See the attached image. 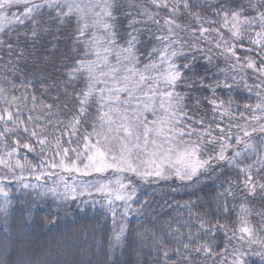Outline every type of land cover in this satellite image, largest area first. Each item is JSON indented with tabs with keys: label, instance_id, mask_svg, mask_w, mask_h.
Returning a JSON list of instances; mask_svg holds the SVG:
<instances>
[{
	"label": "trees",
	"instance_id": "1",
	"mask_svg": "<svg viewBox=\"0 0 264 264\" xmlns=\"http://www.w3.org/2000/svg\"><path fill=\"white\" fill-rule=\"evenodd\" d=\"M42 2L33 0L36 4ZM186 2L188 8L184 7L185 0H166L167 6L164 0L156 3L114 0L115 19L108 18L107 23L112 25L115 33L112 38L118 46L129 47V33L136 36L132 55L142 66L150 62L159 64V52L149 56L153 48L162 50L168 44L169 51L179 53L172 59L182 73L174 89L183 98L178 111L186 113L177 117L179 127L187 132L190 125L198 133H204L203 159L219 150L218 144L207 143L205 130L217 137L220 129L228 132L231 128V133L243 137L241 129L251 131L264 125V120L252 119L264 117V112L245 108L259 102L257 92L264 95V84L260 83L264 75L255 70L264 64L260 55L264 47L252 43L256 37L248 32L239 39L234 37L223 26L221 11L222 8L242 9V17L258 20V14L264 12V0ZM251 4L256 7H250ZM24 7L21 4L0 9V20L24 17ZM33 20L37 23L33 24ZM165 20L175 22L171 25V35ZM83 24L76 14L62 17L56 8L45 5L32 18H25L23 24L15 22L0 31V89H3L0 115H6L7 109L36 131L45 119L57 132L46 130L43 135H50L54 142L68 139L66 132L73 130L70 122L74 116L80 119L78 128L94 122L97 114L94 96L88 97L83 105L84 114L80 115L79 111L85 99L83 93L88 90V77L85 70L74 72L77 61L90 59L91 29L80 36ZM201 27L211 31L201 34ZM220 34L228 44L218 48ZM220 43L223 45V41ZM231 45H235V56L224 51ZM236 57L240 58L239 62ZM249 61L256 62L259 68L247 67ZM184 64L189 67L184 68ZM13 97L18 99L13 101ZM29 116L33 120L28 121ZM201 120L203 123H198ZM5 123L10 122L0 121V131L4 130ZM19 131L23 133L22 129ZM87 133L83 127V136ZM13 137L19 140L20 135L10 133L9 138L6 134L8 139ZM72 137L80 139L82 135L75 132ZM198 138L196 134L185 137L191 141ZM247 139L250 143L260 141L259 148L264 150V134L253 133ZM27 140L33 148L40 146L36 139ZM231 144L229 156L236 147L243 149L236 145L234 137ZM251 155V151L247 152L236 164L241 167L252 164L253 184H264V169L257 172L260 166L254 164L261 157ZM236 164L214 161L191 181L175 176L144 181L130 174L128 178L135 185L136 193L129 203L128 215L121 218L117 213L115 224L108 202H102L101 196L62 205L40 203L33 210L26 201L12 198L6 221L0 225V264H233L237 259L233 252L247 253L242 257L246 264H264V243L251 242L264 241V189L256 187L250 193L242 182L245 176ZM242 221L252 229V238L245 235L244 240L239 239L243 235L239 229L245 225ZM121 225L125 226V232L117 242L115 235ZM225 231L228 236L235 232L236 238L227 240ZM204 245L214 254H206ZM225 245L227 250L222 251ZM198 247L201 251L196 250Z\"/></svg>",
	"mask_w": 264,
	"mask_h": 264
},
{
	"label": "snow or ice",
	"instance_id": "2",
	"mask_svg": "<svg viewBox=\"0 0 264 264\" xmlns=\"http://www.w3.org/2000/svg\"><path fill=\"white\" fill-rule=\"evenodd\" d=\"M153 3H156L157 0H152ZM25 5L23 16L25 18H32L33 13H37L39 9L43 8L45 5L49 8H57L59 14L62 17H68L73 13L76 14L77 19L80 21H85L83 27L79 29V35L84 36L85 31L90 27L94 28L96 26L103 27L105 30L109 32L111 36H114L115 33L112 31V25L104 22V18L107 17L109 19L114 20L115 17L112 15V9L115 7L114 0H103L102 5H94L89 2L87 5L82 6L79 3H76L75 0H43L42 3L36 4L33 3V0H0V9H4L6 7H10L13 5ZM100 6L103 12V16L99 12H94V8ZM164 6H167L166 0H164ZM67 8V12H64L62 9ZM184 7L188 8L186 0L184 3ZM250 7L255 8V4H251ZM176 9L173 8V11ZM223 13L224 27L229 26V17L231 18L233 23L232 28L235 31L232 32V35L237 39L240 38L241 32L236 25L240 24H252L256 21V17L248 18L244 17L243 20L240 19L242 15V9L239 10H224L221 9ZM89 14H91L94 19L91 24L87 22ZM220 15V12H217ZM2 15V14H0ZM195 15V14H194ZM151 19V17H149ZM196 19H200L199 16L195 17ZM6 19V17H5ZM17 21L20 24L24 23L23 19L20 17H16ZM258 20L261 27V31L256 33V39L252 41V43L256 45H260L264 47V12L258 14ZM37 23L33 20V24ZM135 23V21H130V24ZM156 23H159L156 21ZM165 23L170 25L169 34H172L171 25L175 22L172 20H165ZM2 30V28H0ZM134 31H136L134 29ZM201 34L207 33L211 31L210 29H204L201 27L199 29ZM219 31V30H217ZM35 35V32L33 33ZM131 39L127 41L129 47L122 49V51L127 52L129 56L125 57V59L131 62V54L132 49L135 46L136 36L129 33ZM160 39V38H157ZM163 40H167L168 37H163ZM223 41V45L220 43ZM109 44H114V40L109 39ZM228 42L223 40V35L220 34V40L217 41L216 46L222 47L227 45ZM91 45L95 48L96 51V61H77V68L74 69V72H80L81 70H86L88 73V90L83 93L84 100L81 101L80 115L84 114L83 105L86 103L87 98L92 96L94 91H98L101 95V100L107 99L112 101L115 99L117 102L120 101L119 93L127 92L129 99L124 100L122 103L125 105H130L131 100L134 95V91L141 88V85L147 84L148 91L144 92L145 96L149 97L150 103L143 104V111L151 110V101L154 97L159 96V107L164 110V117L159 120H155L150 122L153 126L149 127L148 122L141 117L139 111H136L132 114L128 112L127 108L121 109L120 107L110 108V112L115 113V119L109 116L108 113H103L101 119L105 116L108 117V123L110 127L107 131L97 132L95 126L93 127L92 133H87L83 136L84 141V150L78 151L77 149H69L63 148L62 155L61 151H58L56 154L61 155V159L59 164L53 162L51 163V167L56 168L59 167L66 172H82L83 175H89L91 172L103 173L108 171L109 169L114 170L116 173H133L137 178L147 181L149 178H158V179H169L172 176L180 180H188L191 181L194 177H196L201 170H207L208 167L215 162H226L229 165L236 164L238 158L242 156L243 152L248 151L253 146L248 141L247 138H250L253 133H261L264 134V125H260L258 128L253 127L251 131L241 129L243 131V137L239 134L231 133V128H229L228 132H225L224 129H220V135L217 137H212L211 133L205 130V133L208 136L207 143L209 144H218L219 150L213 151L212 155H207L206 158H201V154L205 147V141L203 139L204 133H198L197 129L188 127V131L185 132L184 128L177 127L180 121L177 119L179 116H186V113L180 109V100L183 98L179 93L175 92V86L182 79V73L179 70L178 66L172 62V59L178 57L179 53L172 50L169 51L170 45H164V48L156 49L153 48L152 52L149 53V56L153 53L159 52V63L161 66L167 65V69L165 72L157 71V63L150 62L144 65L143 71H140L133 68H124L123 71L128 73L124 76H120L121 69L116 66L108 65V57L107 55L101 56V49L98 47L99 41L96 38H91ZM243 47V45H241ZM235 45L226 46L224 48L225 52L231 53L232 56H235L236 53L234 51ZM252 51L253 49H248ZM103 53H111V48L105 47L102 49ZM261 58L264 59V51L260 52ZM237 62H239V57H236ZM248 59V58H246ZM101 64H104L105 67H108V71H100L99 76L101 77H111L112 87L110 88H99L96 89V84L103 83L108 84L109 81L107 79L100 80L96 75V70L100 67ZM121 61L119 59V53H117V65H120ZM188 64H184V68H188ZM247 67L255 68L254 63L249 61ZM260 74L264 75V64L261 65L259 69H255ZM148 72H155L156 75L149 76L146 75ZM71 75V74H70ZM138 77V79H136ZM264 84V81L260 82ZM131 84V87L129 85ZM162 85V87H161ZM230 87V86H228ZM258 87V85H257ZM251 90V89H250ZM112 93L113 95L104 96L105 92ZM0 92H3V89H0ZM259 102L254 106L245 105V108L254 107L256 110H261L264 112V95L260 92L256 93ZM17 97H13V101L17 100ZM35 100V97H33ZM137 104L140 103L139 100L136 101ZM210 103L215 104L216 101H210ZM221 104L223 102H220ZM6 115H0V121H12L15 127L8 128L5 124L4 130L0 131V138H5L7 133H15L16 135H20V129H22L23 133H28L30 137L37 138V141L40 145H45L47 142V138H42L43 129L41 132H37L35 129L29 128L26 125V122L21 119L19 115L14 117L12 112L7 111L5 109ZM28 121L33 120V117L29 116ZM252 119L259 120L260 117L253 116ZM119 121V123H117ZM198 123H203V121H198ZM71 127L73 129V135L75 134L76 127L80 124V119L78 116H74L73 120L70 122ZM112 124H115V127H111ZM37 127H40L37 125ZM220 126L217 125V128ZM235 127L240 128V125H235ZM103 128V124L101 125ZM165 129H168L165 131ZM110 133H114L115 135L109 136ZM123 133V135H120ZM198 135V139L196 141H191L185 139V137H191L192 135ZM90 136H96L98 139L95 143H92L90 140ZM235 138L236 145L244 144V149H235L233 150L232 156L226 155L227 151L232 148L231 140ZM102 138V139H101ZM115 141L118 144V148L114 149L111 147V143ZM70 144L71 141L69 140ZM16 144L19 147H23L28 149V151H35V149L28 143L21 144L19 140L16 141ZM57 148H60V140L56 141ZM15 151V149H13ZM69 151L75 153V160H72L71 157L68 156ZM41 152H43V147L41 148ZM91 153V154H88ZM11 156L12 153L9 152L7 154ZM86 157L87 162L83 163V158ZM66 158L70 160V163H66ZM174 158V159H173ZM77 161L83 163V170L79 167ZM0 164H4L5 167L12 168V165L7 162V160L0 158ZM254 164H259V168L257 172L261 169H264V157H261ZM165 165H169V168L166 169ZM16 166L23 169L26 166L32 167L30 163L25 159V164H21L19 160L16 161ZM42 166V165H41ZM236 167L239 169L241 173L244 174L245 178L242 181L245 185V188L249 189L250 193L255 192V188L259 187L264 189V184H253V175L252 168L253 165H245L241 167L239 164H236ZM14 179H23V177H14ZM39 179V176H37ZM127 180V183L123 181ZM113 181L109 180L107 183L99 184L96 186L95 190L97 192L103 193L107 202L108 208L113 217V223H116L117 218V207L114 206L116 201H123V211L120 212V217H126L128 215L129 209L131 205L128 201L132 200L133 195L136 193V187L132 183V180L127 177L120 176L116 181V187H112ZM249 185L252 187L249 188ZM25 188L29 187V185L25 184ZM85 188L94 187V185L89 184L87 186H83ZM65 189L76 193V188L70 187L65 184ZM130 193L129 194V190ZM49 191L55 192V189H49ZM0 192H3V189H0ZM7 196V193H3ZM85 192L81 191L78 195H84ZM91 195L90 192L87 193ZM230 194V193H229ZM75 198V197H73ZM227 211V208H225ZM243 224H246V221H242ZM201 227H204V222L201 221ZM224 226L221 225L220 229H223ZM240 233L243 235L239 236L240 240L245 239V235L248 238H251L253 235V231L248 226H242L239 229ZM125 232V226L121 225L119 232L116 233L115 239L117 242L120 241L121 237ZM225 238L227 240H231L236 238V233L234 232L232 236H228L227 232H224ZM252 243H264V241H251ZM185 248L188 247L187 244L184 245ZM197 251H201V248H197ZM227 250V245L222 251ZM203 251L206 254L213 255L212 249L207 245L203 246ZM260 253H257L259 255ZM165 256L168 255L167 252L164 253ZM233 255L237 257V259L233 262V264H246L245 260L242 258L247 253L244 252H233Z\"/></svg>",
	"mask_w": 264,
	"mask_h": 264
},
{
	"label": "rangeland",
	"instance_id": "3",
	"mask_svg": "<svg viewBox=\"0 0 264 264\" xmlns=\"http://www.w3.org/2000/svg\"><path fill=\"white\" fill-rule=\"evenodd\" d=\"M76 3L81 4L82 6L87 5L89 2H91L94 5H102L103 0H75ZM57 9V8H56ZM64 12H67V8L62 9ZM94 12H99L103 16V12L100 6H97L94 8ZM75 14V13H73ZM244 17H240L241 20H243ZM20 19H25V17H21ZM94 17L89 14L87 22L91 24ZM18 22L16 18L13 19H2L0 20V28H5L9 25H12L13 23ZM85 23V21H82ZM104 22H108V18H104ZM234 21L231 20L229 17V26L225 27L227 30L233 32L235 29L232 28ZM236 28H238L241 32V34H244L248 32L250 35H254L256 37V33L261 31V27L259 24V20H256L252 24H240L238 23L236 25ZM90 37L88 41V47L90 49L89 52V61H96V51L95 48L91 45V38H96V40L99 41L98 47L101 49V56L107 55L108 57V65L109 66H116L121 69L120 76H124L128 73H125L123 69L126 68H133L143 71L144 66L139 64L136 60V58L131 54V62L129 60L125 59V57L129 56L127 52L122 51V49L128 48L121 45H117L115 42L114 44H109V39H112V36L109 34L107 30H105L103 27L96 26L94 28L90 27ZM1 31V30H0ZM257 38V37H256ZM108 47L111 48V53H103L102 49ZM117 53H119V59L121 61L120 65H117ZM261 62L264 63V59L261 58ZM254 65L256 68H259V65L254 62ZM167 69V65L161 66L160 63L157 64V71L159 72H165ZM108 67H105L104 64H101L100 67L96 70V75L99 77L100 80L107 79L109 81L108 84L98 83L96 84V89L99 88H110L112 87L111 83V77H101L99 76L100 71H108ZM86 75L88 77V73L85 70ZM146 75L154 76L156 75L155 72H148ZM138 79V77L136 78ZM89 82V81H88ZM131 87V84L129 85ZM162 87V85H161ZM148 91L147 84L141 85L140 89H137L134 91L133 98L131 100L130 105H125L122 102L124 100L129 99L127 92H120L119 97L120 101L117 102L115 99L112 101H109L107 99L101 100L100 93L98 91H94L92 96H94L97 100V114L93 118L94 122H89V124H83L81 125V128H78V126L75 129L76 133H81L82 137L79 139V137L74 139L72 137L73 130H70L69 132H66L67 135H69L68 139L65 137L63 139H60V148H57L56 142L51 139V136L48 135L45 136L43 133L46 130L53 131V133L56 134L57 130L56 128H50V124H46V120L44 119V124L41 125V127H38L39 130L37 132H41V129H43L42 132V138L46 137L47 142L45 145H40L37 148H34L35 151H28V149H25L23 147H19L16 144V139L13 137L12 139L8 138H0V158L7 160L9 164L12 165V168L5 167L4 164H0V189H3V192H0V225H4L6 221V217L8 216V211L11 208L12 204V198H18L22 201H26L28 206L31 207V209H35L38 207L40 203L44 204H64V203H72L75 200L78 199H93L96 197L101 196L103 198L102 202L106 200L103 193L97 192L95 190L96 186H99V184L107 183L109 180L113 181L112 187H116L115 181L120 177H127L130 174V172L126 173H116L114 170L109 169L106 172L103 173H96L91 172L89 175H83L82 172H66L62 170L59 167L53 168L51 167V163L55 162L59 164L61 155H62V149L63 148H69V149H77L78 151L84 150V141H83V127L87 130L88 133H92L93 127L95 126L97 132L107 131V129L110 127L108 123V117L105 116L103 120L101 119V116L103 113H108L109 116H111L113 119H115V113L110 112V108L120 107L121 109L127 108L128 112L130 114L139 111L141 114V117L148 122L149 127H152L153 125L150 123L155 120H159L162 117H164L165 113L164 110L159 107V96L154 97L151 101V110L149 111H143V104L144 103H150L149 97L145 96L143 93ZM108 95H113L112 93H108L107 91L104 93V96L107 97ZM137 100L140 101L139 104H137ZM178 119V118H177ZM259 120H264V117H260ZM258 120V121H259ZM10 123H5L8 128H13L15 125L12 121H7ZM119 123V121H117ZM4 124V125H5ZM13 124V125H12ZM103 124V128H101V125ZM115 124H112L111 127H115ZM179 127V124L176 125ZM78 128V130H77ZM168 129H165L167 131ZM24 133L20 134L19 141L21 144L24 143L26 140L28 144L31 145V141L27 140H37L35 137H30L29 135L25 136ZM45 134V133H44ZM115 135L114 133H110L109 136ZM120 135H123V133H120ZM8 136L10 138V133H8ZM27 138V139H26ZM98 137L96 136H90V140L92 143H95ZM102 139V138H101ZM22 140H24L22 142ZM71 141L69 144L68 141ZM260 141L255 140L254 142H251V145L253 146L251 149H249L246 152L242 153V156L246 154L247 152L251 151L253 156L256 157H264V150L259 148ZM243 147L244 144L238 145ZM43 147V152H41V148ZM111 147L114 149L118 148V144L113 141L111 143ZM237 148V147H236ZM235 148V149H236ZM15 149V151H13ZM238 149H241L238 147ZM264 149V147H263ZM242 150V149H241ZM58 151H61V155H57L56 153ZM11 152L12 155L8 156L7 154ZM91 154V153H88ZM226 155H228L226 153ZM251 155V156H252ZM68 156L71 157L72 160H75L76 156L75 153L72 151H69ZM229 156V155H228ZM242 156L240 158H242ZM25 159H27V162L31 164L32 167H25L23 169L16 166V161L19 160L21 164H25ZM174 159V158H173ZM66 163H70V160L66 158ZM86 157L83 158V163H86ZM79 167L83 170V163L80 161H77ZM42 165V166H41ZM165 168L168 169L169 165H165ZM203 170H201L202 172ZM23 177V179H14V177ZM37 176H39V179H37ZM174 177V176H172ZM124 183H127V180L123 181ZM27 184L29 187L25 188L24 185ZM65 184L69 185L70 187L76 188V193H72L65 189ZM89 184L94 185V187L91 188H85L83 186H87ZM49 189H55V192L49 191ZM84 191V195H78L79 192ZM6 192L7 196H5L3 193ZM90 192L91 195H88L87 193ZM75 197V198H73ZM131 201V200H130ZM128 201V203H130ZM123 201H116L114 206L117 207V213H120L123 211ZM56 206V205H53ZM244 226H247L245 224ZM252 238V237H251Z\"/></svg>",
	"mask_w": 264,
	"mask_h": 264
}]
</instances>
